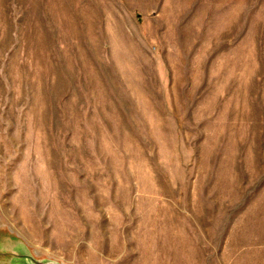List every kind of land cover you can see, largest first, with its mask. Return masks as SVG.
I'll list each match as a JSON object with an SVG mask.
<instances>
[{
    "label": "rangeland",
    "instance_id": "rangeland-1",
    "mask_svg": "<svg viewBox=\"0 0 264 264\" xmlns=\"http://www.w3.org/2000/svg\"><path fill=\"white\" fill-rule=\"evenodd\" d=\"M0 264H264V0H0Z\"/></svg>",
    "mask_w": 264,
    "mask_h": 264
}]
</instances>
